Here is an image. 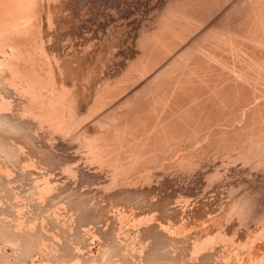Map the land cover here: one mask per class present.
<instances>
[{
    "label": "bare ground",
    "instance_id": "6f19581e",
    "mask_svg": "<svg viewBox=\"0 0 264 264\" xmlns=\"http://www.w3.org/2000/svg\"><path fill=\"white\" fill-rule=\"evenodd\" d=\"M68 1L0 0V264H264V0H163L115 79L81 78L88 96L47 44ZM55 137L100 195L54 179L80 177ZM198 177L196 194L154 191Z\"/></svg>",
    "mask_w": 264,
    "mask_h": 264
},
{
    "label": "rangeland",
    "instance_id": "374dc122",
    "mask_svg": "<svg viewBox=\"0 0 264 264\" xmlns=\"http://www.w3.org/2000/svg\"><path fill=\"white\" fill-rule=\"evenodd\" d=\"M72 1H75V3H77L79 1V3H80L81 0H78V1L77 0H71V1L69 0L68 2L69 3L71 2V4L69 6V5H67V3H68L67 2L64 5V8H63L64 15L62 13L60 15L58 14L59 15V16L57 15L58 17H55V19H56L55 22L57 24L54 22V25L56 24L55 26L57 27L58 24H60L58 26L60 29L58 27H57L58 28L57 29L55 26H52V27H55L56 29L54 28L53 30H51L48 27V29L50 30V32H49L48 29L46 30V26L44 27L45 33L47 34L49 32L48 35H51V37H52V38L49 36H48L49 38L47 37V41H49V43L47 42V44L48 45L50 44V46L52 47L51 51L52 52L54 51L56 56L60 55L58 57L59 58L62 57L61 61H62L63 65L66 64L65 69H64V73L66 71V73L68 72V74L67 75L63 74V78H64V80L67 76H68V78H66L65 83L67 85L69 83V86H71V83H74L73 81L76 80L75 82H76L77 86H76V84H73V85H75V87H77V88L80 87L78 90H80L81 87L84 86V89H87L85 91H88L90 93V90L92 89V87L87 88V86H85L86 83L83 82L81 80V78L85 77L88 79L89 77H86V76L92 75L91 79L93 81L92 82L93 84L90 82L91 81L90 79H88L89 83L86 79V82L90 85H95L97 82L95 80H97V79L100 80V78L102 79L103 76L105 79H108V75H110L112 77V79H115V77L117 75H119V72H121L125 68V66L128 64L127 62H129L130 60L132 61L139 54V48L136 45L138 43L137 40L139 38V37L137 38L138 30H140L143 25H146L148 27L150 26V23L153 22L152 18L154 17V10L158 7V9H156L158 11H155V12L156 13L160 12L161 9L163 8L162 4H164V3H162L163 0H155V1L154 0H112V1L106 0V2H105V0H101L102 2L100 0H87V2H86V0H84V1H82L83 3H80V4L77 3L76 6L72 7V5L74 4V2H72ZM98 1H100V2H98ZM113 2H114V5L112 4ZM115 3L117 5H115ZM108 4L110 5L111 8L108 6ZM106 5H107V7H109L111 12L114 13V15L115 14L121 15V18L119 16V17H117V20H122V22L120 21V23H118L117 20H113L118 15H115V17H114V15L112 13H110L112 15L109 16L110 10L106 7ZM159 5L162 8H159L160 7ZM67 6H68V8H71V9L68 10ZM113 6H114V9H113ZM227 7H225L224 10H226ZM71 10H72V12H70ZM113 10H117V11H113ZM224 10H222L221 13H223ZM65 11L68 12L70 15L69 14L67 15V13ZM74 11H76V12L74 13ZM81 11L84 12L85 14L87 13L86 14L87 16L84 15V13H81ZM65 13L67 15V18L70 16L68 19L66 18ZM72 13L74 15L76 14L79 17L77 18V16L76 15L74 16ZM221 13L219 12L217 14V12H216L217 15L212 16L215 18L213 20L211 19L212 20V21L210 20L211 22H208V23L206 22L208 25H205L204 22L206 20L209 21L208 20L209 18L206 19L202 23V25H205V31H204L205 34L208 33V32L206 33L207 30L211 31L212 29L214 30V27L216 28L217 26H221V25H218L219 24L218 22L219 21L221 22V18H220V16H222ZM80 14H82L83 17L80 16ZM71 15H73V16H71ZM152 15H153V17H152ZM148 16L151 18H148ZM60 17H62L61 18V19H63L62 21H64L65 19H67L65 21H68V20L72 21L71 18H73V17L74 18L76 17L75 18L76 20L74 21V18H73L72 22L69 21V23H68L69 25H65V21L63 24V22L60 20ZM128 17H129V19H128ZM148 19L151 22H149ZM216 19H217V21L219 19V21L216 22ZM57 20H58V22H57ZM214 20H215V23H214ZM224 20L228 21L226 19H224ZM228 23L226 22V24H228ZM213 24H215V26ZM62 25L64 27H62ZM151 25H153V24H151ZM207 26L209 27V29H211V28L212 29L211 30H209L208 28L206 29ZM148 27L147 28L145 27L146 31L148 30ZM199 28H202V30H204L203 26L199 27ZM111 29H113V30H111ZM144 29L140 30V32L145 31ZM54 30H56V31L53 32ZM111 31H112L111 35L114 34V32H115V35H116V32H120V33L116 36L110 35V37H109L107 32H111ZM199 31H200V29H199ZM195 32L198 33L197 31H195ZM201 32L204 34L203 31H201ZM54 33H55V35H54ZM198 34H201V33H198ZM201 35H200V37H201ZM192 36H190V37H192ZM195 36L197 37L198 35H195ZM195 36L192 38L195 39L196 38ZM48 39H50V40H48ZM188 39H187V41H190V42L194 41L191 38H190L191 40L190 39L188 40ZM187 41H185V42H187ZM190 42H187V43L190 44ZM184 47L182 46L181 48H184ZM99 52H101V53H99ZM98 53L101 55L97 56ZM136 53H137V55L135 56ZM64 57L67 60H64L63 59ZM66 61H67V63H66ZM66 66H68V68H69L68 71L66 70ZM91 67L93 68V70L91 69L93 71V73H91V71H90L91 74L89 73L90 74L89 75L88 74V72H89L88 68H91ZM105 75H106V77H105ZM67 79H68V81H67ZM83 80H85V79H83ZM94 81H95V83H94ZM90 85H88V86H90ZM137 86H136V88H134V90L132 89L133 92L137 91V90H135V89H137ZM84 89L82 88L78 92L80 94H82L81 92H84L83 91ZM132 90L130 89L131 92H132ZM130 91L129 92L127 91V94L130 95ZM84 93L86 94L85 96H88L87 92H84ZM123 95H122V97H125ZM120 99H123V98H120ZM10 100L14 101V102H18V96L15 95L14 93H12V94H10ZM91 118H93V117H90L89 121L91 120V122L93 123L94 118L93 119H91ZM87 122H88V120H86V122H84V123H86V125L83 124L82 126L85 125L88 127V124H89V126L92 124L91 122H89V123H87ZM46 135L47 134L45 133L44 130H40L38 132L39 141H40L41 145L46 144ZM67 142H69V141L67 140ZM50 143L52 145H54V147H55V150H54L55 152L52 155L55 158L57 164H60L64 161H69V162H72L73 165H76L77 167H79V169H80V177L78 178L77 181L66 179L65 175L63 173H61V171L59 169H57V170H55V172H53L54 179L58 180L60 185H65L66 187H69V188H71V189H73L79 193L87 194L88 192H91L90 193L91 195H94V196L100 195L101 193L96 190V188H97L96 183L98 181V178L102 177L104 179V177L101 176L97 172L96 166L86 165L84 163V160H82L81 155L78 153L79 151H77L78 149H76V146H75L76 143L73 144L71 141L70 144H68V143L64 144L63 141L59 137H55L53 139V141ZM44 171H46V170H44ZM40 172L43 173V171H40ZM103 179H101L100 181H102ZM259 181H261L260 183L263 182L262 184H264V178L262 180L259 179ZM259 181H257L258 184H260ZM185 182H187V179H185L184 181H181V182H177V183L173 182L172 185H170L169 190L168 189H160L158 187L154 191L157 194L163 193L164 197L175 198L177 194L190 195L192 193H195L194 191L196 189L199 192V189L204 184L203 179H201L200 177H198L197 180H195L194 182L193 181L192 182L188 181L187 183H185ZM200 191H201V189H200ZM195 194H193V195H195ZM213 198H214L213 193H209V194L205 195L204 200L211 201ZM263 201H264V199H263Z\"/></svg>",
    "mask_w": 264,
    "mask_h": 264
}]
</instances>
